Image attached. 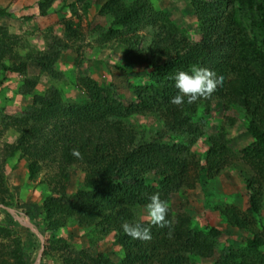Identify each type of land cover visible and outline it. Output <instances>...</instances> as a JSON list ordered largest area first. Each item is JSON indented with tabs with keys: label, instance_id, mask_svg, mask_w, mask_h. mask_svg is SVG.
<instances>
[{
	"label": "trees",
	"instance_id": "1",
	"mask_svg": "<svg viewBox=\"0 0 264 264\" xmlns=\"http://www.w3.org/2000/svg\"><path fill=\"white\" fill-rule=\"evenodd\" d=\"M54 1L38 0L39 14L53 10ZM96 1L71 0L64 7L72 15L77 4L87 12ZM189 2L199 35L195 42L149 0H104L99 5L97 14L108 15L109 20L95 27V38L124 45L115 68L126 74L141 72L136 80L128 79L129 100L113 85L104 86L86 74L69 77V85L60 83L66 89L52 86L44 94L34 91L36 78H24L19 93L30 102L22 113H6L0 119V136L6 131L16 133L14 138L8 134L0 145V211L8 216L0 223V239L10 236L7 225H19L6 210L17 205L18 198L3 187L2 173L4 163L16 158L26 162L29 182L38 178L35 185L42 194L37 209L29 205L21 209L45 238L43 254L60 250L61 264H198L200 259L212 264H264V0H212L208 8L201 0ZM9 14L0 8V16ZM62 23L67 37H77L71 19ZM18 38L0 23L1 77L7 72L26 74L29 64L52 78L61 76L55 64L67 44L58 39L47 42L45 36L48 49L22 56L16 50ZM192 65L213 70L223 77L222 86L208 99L175 106L170 103L178 94L174 77ZM72 87L80 96L71 92ZM215 101L219 106L214 108L223 114L233 111L242 119L251 138L240 150L239 163H231L236 151L221 125L212 126L217 131L205 137L206 150L190 155V146L207 128L206 116ZM142 115L154 120L147 130L131 122ZM227 120L232 124L235 119ZM73 149H78L79 157ZM225 166L243 174L248 200L246 210L219 201L209 207L222 225L244 237L232 243L233 235L227 232V242L220 248L218 236L225 233L221 224L194 225L187 213H175L169 200L172 193L194 188ZM75 167L83 173L82 180L69 192ZM154 193L168 202L170 228L151 226L138 213L146 211ZM124 220L151 227L152 239L126 235L121 228ZM67 223L87 228L92 246L73 249L65 238L55 236ZM109 234L122 249L121 259L110 260L109 253L95 249V241ZM3 247L0 243V253ZM7 254L10 262L0 257V264H32L31 253L19 243Z\"/></svg>",
	"mask_w": 264,
	"mask_h": 264
},
{
	"label": "rangeland",
	"instance_id": "2",
	"mask_svg": "<svg viewBox=\"0 0 264 264\" xmlns=\"http://www.w3.org/2000/svg\"><path fill=\"white\" fill-rule=\"evenodd\" d=\"M104 0H97L87 12L83 11L80 4L75 6L76 12L70 14L68 5L71 0H55L52 4V9L46 15L39 14L38 0H0V8H5L9 16H0V23L7 26L10 33L19 37L17 40L16 50L20 55L25 56L31 51H45L48 46L45 41V36L49 37V41L54 39L68 47L57 59L55 70L61 74L60 77L52 78L47 72H42L35 64H29L26 68V74H15L7 72L5 76L0 75V119L4 114L15 115L23 111L25 104L29 103V97L20 95V86L24 78H36L37 85L34 91L39 94H44L52 86L63 87L69 85V77L78 78L81 75L94 77L99 83L104 86L113 85V88L120 93L124 100H129L132 97V91L128 86L129 80H136L137 75L141 74L138 70L132 73H124L114 67L113 64H118L123 56L124 45L116 40L100 41L96 37L95 27L98 25H106L109 16L102 17L97 14L99 5ZM131 1V0H128ZM153 6L162 12L166 13L173 23L182 27L188 32L187 37L191 42L199 39L196 31L195 17L193 6L189 0H149ZM212 0H201L204 8L209 7ZM71 19L73 27H76L77 37H67L63 25V20ZM94 29V32L92 30ZM143 34V32H141ZM72 65V67H71ZM66 84V85H63ZM60 85V86H59ZM71 90V89H70ZM70 90H65L69 94ZM71 92L75 96H80V91L72 87ZM214 106H219L218 101L213 102L211 114L206 117L209 120L204 134L197 140L196 143L190 146V155L196 156L206 150L209 142L205 138L213 133L216 129L212 126H225L229 146L234 151L238 152L243 149L251 138L245 130V125L242 119L237 118V114L233 111L225 112L224 114ZM228 113V114H227ZM227 117H234V122L231 124ZM131 122L139 124L146 130L150 128L154 122L152 117H132ZM221 122V123H220ZM155 124V123H154ZM217 131V130H216ZM11 138L16 136L15 132L8 133L7 131L0 136V145L5 141L7 135ZM208 144H207V142ZM234 152L231 163L240 162V153ZM233 166V165H232ZM49 169H46V172ZM2 173L5 183L3 187L7 188V192L12 193L18 198L17 205L8 206L6 210L17 221L19 225H7L10 231V236L0 239V243L4 246L1 250L0 257L7 259V252L19 243L24 246L32 258V264H61L59 259V251L43 254L45 238L39 233L38 229L28 218L25 212L21 209H37L41 204L42 194L39 189H36L38 178L29 182L26 177L27 169L26 162L22 159L9 158L2 167ZM71 181L69 192L77 188L82 180L83 173L76 167L71 170ZM205 175V174H204ZM3 188V189H4ZM264 193V188H263ZM41 194V195H40ZM247 190L244 176L238 169L225 166L222 171L215 176L207 177L197 183L194 188L186 189L184 192L172 193L169 204L172 210L177 212H185L191 218L194 225H220L223 226L225 233L218 236L219 247L222 248L227 242V232L232 234L229 239L232 243H237L244 237L239 234L240 231L232 229L229 226H224L220 222L218 213L211 210L209 207L215 205L216 202L229 203L238 206L242 210L247 208ZM29 205V207H28ZM138 213L146 218V211L139 209ZM262 219L264 220V207L261 209ZM8 219L5 212L0 211V223ZM220 220V221H219ZM8 221V220H7ZM32 233V234H31ZM89 230L83 227H77L71 223H67L65 227H60L55 232V236L62 237L67 240L68 246L73 249H86L92 246L90 238H87ZM38 238H35V236ZM96 237L94 236L93 239ZM18 239V242H16ZM96 242V244H95ZM97 250L109 253L110 260L121 259L123 256L122 249L114 245L112 234L103 237V240L95 241ZM218 249L221 254V249ZM94 250V249H93ZM264 251V247H262ZM111 252V253H110ZM104 254L105 256H107ZM218 254V255H219ZM198 264H212L210 260L200 259Z\"/></svg>",
	"mask_w": 264,
	"mask_h": 264
},
{
	"label": "clouds",
	"instance_id": "3",
	"mask_svg": "<svg viewBox=\"0 0 264 264\" xmlns=\"http://www.w3.org/2000/svg\"><path fill=\"white\" fill-rule=\"evenodd\" d=\"M174 80L178 94L171 98L170 103L179 107L185 103V100L188 104H193L200 99L210 98L217 88L222 86L223 77H217L216 73L209 68L192 65L188 71H179ZM73 155L80 156L78 149H73ZM145 209L149 225L162 229L171 227V221L167 219L168 202L162 200L159 193L149 197ZM121 228L132 239L141 241L152 239L151 227H146L142 222L124 220Z\"/></svg>",
	"mask_w": 264,
	"mask_h": 264
}]
</instances>
